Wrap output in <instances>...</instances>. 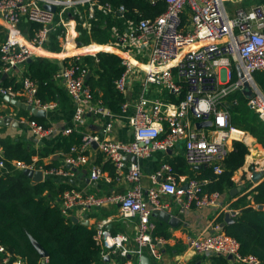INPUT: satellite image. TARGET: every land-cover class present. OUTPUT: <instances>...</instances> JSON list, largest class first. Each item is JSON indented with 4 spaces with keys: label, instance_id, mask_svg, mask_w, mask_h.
Returning <instances> with one entry per match:
<instances>
[{
    "label": "built area",
    "instance_id": "1",
    "mask_svg": "<svg viewBox=\"0 0 264 264\" xmlns=\"http://www.w3.org/2000/svg\"><path fill=\"white\" fill-rule=\"evenodd\" d=\"M158 1L161 0H151V3ZM162 1L167 7L154 19H133L125 17V6L113 7L100 0H0V16L6 22V36L0 43V74H8L29 58L38 56L36 49H47L53 42L52 34L57 33L55 41L62 44L65 52L61 54V65L53 79L64 85L75 105L72 125L65 127L62 133L69 135L76 130L82 134L80 146L71 147L65 154L68 167H45L35 160L30 163L15 160L12 164L19 169H41L45 177L70 178L75 175L73 167L88 162L86 149L96 142L114 173L109 174L101 165H95L90 172L91 179L128 181L130 188L121 193L97 195L72 187L61 193L56 205L65 217L70 218L81 208L114 202L119 204L122 215L136 217L138 226L134 246L125 243L128 241L126 235H112L100 224L95 228V239L103 251L128 257L121 264H138L131 258L132 254L140 256L146 251L158 254L165 239L154 234L156 224L152 215L155 207H169L168 203L161 201L162 196H172L182 210L214 204L219 196L217 192H205L199 179H178L173 165L164 161L151 174L153 185L148 189L146 199L139 159L156 150L167 151L183 144L189 164H207L216 174H221L231 151L230 144L246 137L245 130L231 124L229 97L243 94L248 106L264 122V90L254 78L256 71L264 70V5L252 3L232 10L228 2L243 0ZM45 5L54 6L55 10ZM100 13L121 15L123 26L112 25V39L106 43L79 42L84 31L90 33L102 20ZM24 19L37 22L39 26L25 32L21 26ZM94 44L109 45L120 53L124 71L115 85L126 99L117 114L96 99L87 84V75L91 71L82 64L83 56L92 55L98 61L97 54L108 51L88 50ZM82 48L85 51L69 53ZM139 73V90L131 96V81ZM20 83L19 88L0 83V95H8L46 111L56 106V101L44 102L39 97L38 83L30 76L22 75ZM246 89L251 91L249 95L245 94ZM230 102L237 104L239 99L233 97ZM91 113L107 118L101 133L85 130ZM121 114L128 116L133 131L130 141L109 136L114 118ZM205 120H212L213 125L205 129L196 126L198 121ZM21 121H25L38 138L48 137L55 131L52 125L32 118H22ZM261 151L264 154V142ZM133 155L136 161L129 160ZM3 167L5 157L0 149V168ZM214 228L217 229L214 233L188 237L190 248L198 254L232 256L230 261L234 264H262L255 255L242 254L240 242L227 235L221 226L216 224ZM0 254L4 261L12 256L2 243ZM43 261L45 264L48 257Z\"/></svg>",
    "mask_w": 264,
    "mask_h": 264
},
{
    "label": "trees",
    "instance_id": "2",
    "mask_svg": "<svg viewBox=\"0 0 264 264\" xmlns=\"http://www.w3.org/2000/svg\"><path fill=\"white\" fill-rule=\"evenodd\" d=\"M103 3H110L113 7L125 6V17L139 19H154L167 7L165 1H158L152 4L151 0H100ZM246 0H243V3ZM245 6L252 3L264 5V0H248ZM252 2V3H251ZM102 20L97 22L90 33L84 31L78 39L82 43H89L91 40L97 43H106L112 39L111 26L118 24L123 26V17L105 16L99 14ZM106 20V22H105ZM28 21V22H27ZM21 26L24 31L30 27H38L39 23L23 20ZM57 33L52 34L53 42L48 46L51 50H58L59 45L55 41ZM0 39H4V33L0 31ZM78 52V49H73ZM106 50H113L112 47ZM1 56V53H0ZM98 61L92 55L83 56L82 64L87 65L91 71L87 84L92 88L96 99L114 113H119L125 96L120 93L115 85L124 66L121 57L113 52L101 51L97 54ZM1 63V59H0ZM61 62L45 57H33L28 62L25 75L30 76L38 83V95L44 101L66 100L67 93L53 79V74ZM0 74V83L8 86L13 85L19 88L21 83L15 78L8 80ZM254 78L264 90V70L254 73ZM183 97V93L180 98ZM233 97H237V104L231 103ZM173 99L174 96H172ZM231 113V124L249 131L256 136L260 142L264 141V122L258 114L247 104V98L237 93L229 97ZM25 110V109H24ZM39 123L48 125L44 118L32 116ZM82 134L76 130L69 135H61L50 147L41 150L40 155L62 150L69 152L71 147L80 146ZM0 145L4 149L5 167L0 168V243L7 247L13 255H20L27 260V264H42L43 258L34 247L30 236H33L49 253L48 261L45 264H102V247L95 239L96 229L84 223H74L70 218L65 217L59 207L51 201V195L46 191L60 194L69 188L74 187L72 183H56L55 177L46 176L39 183L33 184L30 177L24 174L22 169L15 168L12 164L15 160L32 162L35 150L30 149L22 140L13 141L10 138L0 139ZM233 148L224 162V171L216 174L210 169L206 170L204 178L211 181L203 183L204 191L223 192L224 189L233 184L232 175L245 163L249 154L248 145L240 140L233 141ZM185 158V157H184ZM186 160V159H185ZM174 167L176 175L177 166L174 161H169ZM37 164H44L38 160ZM45 167H50L45 165ZM111 166V173H113ZM177 176V175H176ZM199 178V177H198ZM204 180L203 178H199ZM254 202L264 203V181L253 191ZM248 195L240 197L233 202L234 208L241 211L236 214L234 221L224 226V232L240 242V250L244 255H255L264 264V208H258L251 204ZM224 221V216L219 222ZM156 234H159V232ZM160 235V234H159ZM12 256L7 263L13 264ZM210 264H231V261L224 255H214Z\"/></svg>",
    "mask_w": 264,
    "mask_h": 264
},
{
    "label": "crops",
    "instance_id": "3",
    "mask_svg": "<svg viewBox=\"0 0 264 264\" xmlns=\"http://www.w3.org/2000/svg\"><path fill=\"white\" fill-rule=\"evenodd\" d=\"M30 27H28L25 32L27 30L31 31L32 28ZM0 31L4 33L5 38L6 22L1 16ZM2 40L3 39H0V43ZM78 41L80 42V40ZM57 44L59 45L58 50H51L48 47L47 49H36L38 55L36 57H45L60 62L62 56L61 54L65 51H62L63 47L61 43L57 42ZM104 45L106 46V44ZM109 52H113L120 56V53L117 51L110 50ZM28 62L29 61L25 64L17 66L12 72L4 74L3 77L8 80L15 78L16 81L20 82L22 75L25 74L28 67ZM55 82L59 87H62L65 90L62 83L57 81ZM139 86L140 73L133 77L131 81V96H134L137 93ZM67 97L68 98H66V100L62 101L59 99L56 101V106L48 109L47 114L40 117L44 118L48 124L52 125L55 128V131L48 137L38 138L32 132L30 126L25 121H21L22 118H32L33 115L31 112L24 110L22 107L10 102L5 99L4 96L0 95V118H12L11 122L0 125V139L10 138L13 141L22 140L30 149L36 151V154L33 156V160L36 162L38 160H42L44 163L42 165L44 166L68 167V165L65 164V154L67 152L58 150L45 156L40 155L42 149L52 146L58 137L64 135L62 131L65 127L72 125L75 105L68 94ZM131 112L132 109L129 110V113ZM106 122V117L91 113L88 114L87 123L84 128L87 132L101 133V130L105 127ZM203 128L205 129L206 127ZM245 131L246 137L243 141L249 147V154L246 156L244 165L237 169L232 175L233 184L227 186L223 192H217L219 196L216 203L201 207L193 206L182 210L181 205L178 204L172 196H162L161 201L163 203H168L169 207L164 205L163 207H155L154 209L165 210L174 217V221L173 223L164 221L160 219L158 215H154L153 212L152 220L156 224L154 234H160L159 236H162L165 240L162 244H160L157 255H152L149 251H146L143 254L149 257L147 264H210L213 261L214 255L198 254L193 251L188 244V237L214 233L217 231V229L214 228V225L216 224L221 226L224 231V226L229 224L226 223V214L231 211H235V214L231 216L234 219L236 214L240 212L241 209L234 208L233 202L244 195H248V198L251 199V204L255 207H258L260 204L264 205V203L256 204L252 196V191L264 181V174L258 181H254L250 176L255 169L257 171H264V154L261 151V145L264 141L260 142L256 136L247 130ZM109 136L123 141H130L133 138V131L129 125L128 116L126 114H121L114 118V125L109 133ZM35 138H38L39 141H35ZM232 145L233 143L230 144L231 150L233 148ZM0 149L4 153V149L1 145ZM86 153L88 154V162L80 165L79 167H73L75 172L73 177H55V181L58 185L61 183H72L76 188H81L97 195L121 193L130 188L131 183L128 181L120 183L108 182L104 178L92 180L90 172L95 165H101L109 174H113L114 170L113 173H111V164L106 159L105 155L99 150L96 142L92 143L86 149ZM184 157L183 144H179L175 148L167 151L156 150L150 156L138 160L143 173L141 184L144 198L148 199V189L153 185L151 174L158 170L164 161L171 160L175 162L177 166L176 175L178 179H181V177H185L187 180L190 178H203L204 180H202V182L205 184L211 181L209 178L203 177L208 169L214 172L211 166L203 164L201 167H196V165L189 164ZM129 160H133V158L130 157ZM46 193L51 195V201L54 205H56L61 194L56 192L52 195L49 191H46ZM222 215L224 216V221L220 223L219 218ZM73 217H76L80 223L88 221V226H92L94 228L100 224L112 235H126L128 237V241L125 243L130 246L135 245L134 235L137 232V218L125 217L122 215L120 206L117 203L109 202L99 207L81 208L72 214V221ZM223 223H225L224 226H222ZM156 232H159V234H156ZM143 255L136 256L132 254L131 258H134L138 264H142L141 257ZM12 256L14 257L13 264H27V260L22 256L13 254ZM101 257L103 258L102 264H121L125 258H128L127 256H123L121 253L109 254L103 250ZM5 263H7V261H4L3 255L0 254V264ZM231 264L234 263L231 262Z\"/></svg>",
    "mask_w": 264,
    "mask_h": 264
},
{
    "label": "water",
    "instance_id": "4",
    "mask_svg": "<svg viewBox=\"0 0 264 264\" xmlns=\"http://www.w3.org/2000/svg\"><path fill=\"white\" fill-rule=\"evenodd\" d=\"M45 6L47 8L52 9V10H55L54 6H49V5H45ZM31 60H32V58L28 59V61H31ZM238 70H239V73L241 74V70H240L239 67H238ZM90 75H91V72L87 75V79L90 77ZM244 92H245V94L249 95L251 91L246 89V90H244ZM4 97H5V99L9 100L10 102L22 107L25 110L30 111L33 116L43 117V116H45L47 114V111L44 110V109L37 108V107H35L33 105H27L25 103H22V101H20V100H18L16 98H12V97H10L8 95H5ZM11 121H12L11 117L0 118V125H3L4 123H8V122H11ZM212 125H213V121L212 120L198 121L196 123V126L198 128L211 127ZM35 141H39V139L35 138ZM132 158H133V160L136 161V157L134 155L132 156ZM201 166L202 165H196V167H201ZM22 170H23L25 175H27L28 177L31 178L33 184L42 182L44 180V178H45L44 177V172L41 169L24 168ZM263 174H264V171H257L255 169L252 172L251 178L254 181H258L263 176ZM258 208H264V205L260 204L258 206ZM153 212H154V215H158L159 218L164 220V221H167L169 223H173V221H174V217L172 215H170L168 212H166L165 210L154 209ZM234 214H235V211H231V212L226 214V223L233 222L234 219L231 216L234 215ZM73 221H74V223H77L78 219L76 217H73ZM84 224L88 225L89 222L85 221ZM224 224L225 223H223L222 226H224ZM30 239H31L34 247L40 253L42 258L49 256V253L46 251V249L33 236H30ZM228 258L231 259L232 256H229ZM148 260H149V257L147 255H143L141 257L142 264H147ZM42 264H44V261H42Z\"/></svg>",
    "mask_w": 264,
    "mask_h": 264
},
{
    "label": "bare ground",
    "instance_id": "5",
    "mask_svg": "<svg viewBox=\"0 0 264 264\" xmlns=\"http://www.w3.org/2000/svg\"><path fill=\"white\" fill-rule=\"evenodd\" d=\"M107 48H110V46L109 45H106L105 46V45L94 44L88 50H90V51H97V50H100V49L106 50ZM82 51H85V49L82 48L78 52H74V50H71L69 53L71 55V54L79 53V52H82Z\"/></svg>",
    "mask_w": 264,
    "mask_h": 264
},
{
    "label": "rangeland",
    "instance_id": "6",
    "mask_svg": "<svg viewBox=\"0 0 264 264\" xmlns=\"http://www.w3.org/2000/svg\"><path fill=\"white\" fill-rule=\"evenodd\" d=\"M250 1H248V0H246V1H244V3H243V1H237V2H228L227 3V5L233 10V9H235L236 7H241V6H245L244 4H247V3H249ZM252 3V2H251Z\"/></svg>",
    "mask_w": 264,
    "mask_h": 264
}]
</instances>
